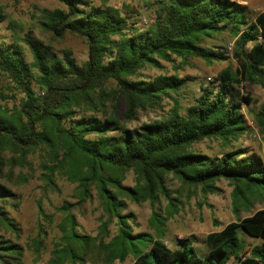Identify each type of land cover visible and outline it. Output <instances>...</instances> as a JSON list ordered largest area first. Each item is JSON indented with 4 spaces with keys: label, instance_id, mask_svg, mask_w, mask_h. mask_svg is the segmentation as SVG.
<instances>
[{
    "label": "trees",
    "instance_id": "obj_1",
    "mask_svg": "<svg viewBox=\"0 0 264 264\" xmlns=\"http://www.w3.org/2000/svg\"><path fill=\"white\" fill-rule=\"evenodd\" d=\"M56 1L64 8L38 9L39 29L55 38L70 34L83 39L87 59L79 64L70 52L57 54L31 32L19 37L31 55L30 63L16 46L0 43V72L24 94L12 112L0 108V153L9 152L13 165H23L30 153L43 152L54 164L44 175L49 185L57 172L78 184L81 202L90 198L92 188L96 191L108 221L116 219L118 227L108 243L100 242L96 248L95 260L102 264L124 262L128 256L133 264H227L230 260L264 264V209L208 234L207 254L199 256L193 238L176 240V247L168 248L162 241L165 219L155 212L150 225L156 237L134 234L127 223L130 216L120 214L124 203L119 200L125 196L154 205L161 196L168 202L169 214L175 213L176 200L166 187L171 175L185 187L212 194L218 191L216 182L228 181L236 213L264 202V162L259 156L245 149L220 157L191 151L204 140L229 143L248 132L243 107L251 98L239 87L251 84L264 89V12L252 19L248 7L233 0H155L151 3L154 24L139 29L114 7L85 0ZM6 19L0 6V24ZM224 33L234 41L236 67L221 70L215 87L202 88L186 108L175 99L160 120L136 129L124 126L118 106L125 109V122L135 120L138 109L153 108L171 94L178 95L187 81L176 75L137 79L140 70L158 69L160 61L170 63L174 57L227 62L230 57L223 50L201 46ZM108 82H114L116 89L108 92ZM110 94L119 103L116 108L106 106ZM254 123L264 140V104ZM128 172L135 175L132 188L122 184ZM14 198L0 182V227L15 236L17 225L6 210ZM69 206L61 208L66 214L65 247L55 249L50 264H85L92 245L90 237L75 231ZM241 230L258 243H246L239 237ZM102 232L106 233V224ZM22 254L20 245L0 234V264H23Z\"/></svg>",
    "mask_w": 264,
    "mask_h": 264
},
{
    "label": "rangeland",
    "instance_id": "obj_2",
    "mask_svg": "<svg viewBox=\"0 0 264 264\" xmlns=\"http://www.w3.org/2000/svg\"><path fill=\"white\" fill-rule=\"evenodd\" d=\"M90 4L107 5L119 10L122 16L128 19L129 24L139 29H147L144 20L154 16L151 3L155 0H85ZM234 1V0H233ZM250 17L254 19L264 12V0H248ZM245 5L243 3H239ZM0 6L7 14V19L0 24V43L4 47L16 46L22 53L27 63L31 62V55L21 43L19 37L25 33L31 34L43 41L57 54L70 52L79 64L87 59V44L75 35L65 34L55 38L42 32L37 25L38 9L64 8L56 0H0ZM234 41L227 34L216 35L202 42L201 46L223 50L230 58L227 62L208 64L200 59L183 61L174 57L173 62L160 61L158 69L146 67L139 71L137 79H152L159 75H176L186 79L178 95L171 94V98L163 99L158 106L138 109L136 119L127 121L122 115L125 109L118 106L111 94L106 103L107 108H117L118 117L127 129H136L142 124L160 120L173 107L176 99L182 108L194 103L200 96L202 88L216 86L217 74L227 67L235 68L232 59ZM250 47V45H248ZM33 89H37L34 83ZM115 83L108 82L106 90H115ZM240 93H248L251 103L243 107L248 132L238 140L224 143L220 140H204L191 147V151L209 157H220L221 154L237 149H245L249 154L259 156L264 162V140L254 123V116L264 104V89L258 85L244 84L239 87ZM24 94L18 90L10 80L0 72V108L12 112L21 104ZM90 114V112H85ZM102 117V114H100ZM9 152L0 153L2 165L0 166V182L5 184L14 193L15 198L6 210L15 221L18 235H12L0 227V234L11 239L22 247L23 264H50L53 260L55 249L65 247L63 226L66 214L61 210L69 204L68 214L76 221L75 231L82 236H88L92 245L88 251L85 264H102L96 261V248L102 243H108L117 234V220L108 221L100 199L92 188L90 198L80 201L78 184L67 181L64 175L55 173L52 184L49 185L44 175L47 168L54 166L48 156L40 151L30 153L23 165L12 164ZM123 186L134 187L135 175L133 172L125 174ZM218 188L216 193H203L199 188H188L171 175L167 177L166 187L171 198L175 199L176 212L169 214L168 202L163 197H158L154 205L148 201L135 203L125 196L119 197L124 203L120 211L123 216H130L127 220L132 232L147 233L156 237V231L150 225V218L155 212L165 219L163 243L170 249L176 247V240L193 238V246L199 256L207 254L204 244L205 237L213 232L221 231L226 225L250 217L257 211L264 209V202L253 205L249 211L234 210L232 201V185L226 180L215 183ZM106 224V233L102 228ZM239 237L248 244H256L257 240L249 237L244 231L239 232ZM65 264H69L68 261ZM113 264H133V258L128 256L124 262L115 261ZM227 264H233L230 260Z\"/></svg>",
    "mask_w": 264,
    "mask_h": 264
},
{
    "label": "built area",
    "instance_id": "obj_3",
    "mask_svg": "<svg viewBox=\"0 0 264 264\" xmlns=\"http://www.w3.org/2000/svg\"><path fill=\"white\" fill-rule=\"evenodd\" d=\"M155 22V17L154 16H150V18H148L147 20H144V24L145 25H153Z\"/></svg>",
    "mask_w": 264,
    "mask_h": 264
},
{
    "label": "crops",
    "instance_id": "obj_4",
    "mask_svg": "<svg viewBox=\"0 0 264 264\" xmlns=\"http://www.w3.org/2000/svg\"><path fill=\"white\" fill-rule=\"evenodd\" d=\"M235 2L237 3H243L245 4L247 7L250 5L249 1L248 0H234Z\"/></svg>",
    "mask_w": 264,
    "mask_h": 264
}]
</instances>
